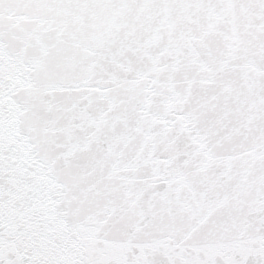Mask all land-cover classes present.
<instances>
[{
	"label": "snow or ice",
	"instance_id": "6c2138e0",
	"mask_svg": "<svg viewBox=\"0 0 264 264\" xmlns=\"http://www.w3.org/2000/svg\"><path fill=\"white\" fill-rule=\"evenodd\" d=\"M0 264H264V0H0Z\"/></svg>",
	"mask_w": 264,
	"mask_h": 264
}]
</instances>
